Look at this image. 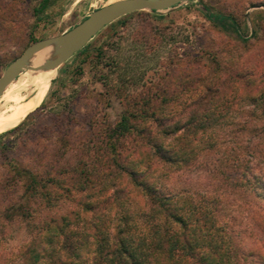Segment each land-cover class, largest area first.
<instances>
[{"label":"rangeland","instance_id":"rangeland-1","mask_svg":"<svg viewBox=\"0 0 264 264\" xmlns=\"http://www.w3.org/2000/svg\"><path fill=\"white\" fill-rule=\"evenodd\" d=\"M39 1L0 0V75L29 44L70 29L112 0H53L38 21L34 7ZM78 52L56 69L32 75L24 70L0 96V134L30 114L20 128L2 137L6 147H0V180L47 146L45 159L32 164L43 175L45 168L39 164L51 160L66 123L80 134L75 146L98 137L110 147L122 146L124 155L138 137L135 132L112 137L108 128L122 113L133 114L130 123L138 128L152 127L157 120L165 127L186 123L194 108L189 103L196 91L189 85L196 73L208 80L231 74L238 66H257L256 74L264 71V0H188L159 11L137 10L107 24ZM225 104L223 115L204 122L206 132L190 136L189 166L162 175L160 181L194 202L202 194L216 197V218L231 230L236 244L248 249L257 247L250 215L256 205L231 184L236 172L228 162L238 156L255 171L264 165V115L260 103L245 93L231 94ZM78 152L69 149L59 163L75 164ZM11 181L13 193L0 202V264H20V248L37 234L45 216L74 206L63 198L48 207L39 198L25 201V177L16 175ZM131 199H121L123 207L140 217L141 201ZM118 202H111V208H121ZM115 217L109 215L105 222Z\"/></svg>","mask_w":264,"mask_h":264},{"label":"trees","instance_id":"trees-1","mask_svg":"<svg viewBox=\"0 0 264 264\" xmlns=\"http://www.w3.org/2000/svg\"><path fill=\"white\" fill-rule=\"evenodd\" d=\"M52 1L40 0L34 7L38 21ZM86 48L87 44L78 53ZM237 68L208 80L198 73L191 77L189 86L196 96L189 103L194 106L189 122L165 127L157 120L152 127L138 128L130 123L133 114L122 113L119 122L108 128L112 137L118 140L133 132L138 137L124 155L122 146L114 143L110 147L98 137H87L82 145L75 146L80 134L66 123L51 160L39 164L47 168L43 175L34 171L32 164L45 159L47 146L27 164L14 165L0 180V202L12 192L11 179L18 175L25 177V201L39 198L48 207L63 198L74 204L45 216L37 234L20 248V264H264V203L255 201L264 199V165L255 171L249 161L238 156L228 162L236 172L231 184L244 190L256 205L250 215L257 230V247L248 249L236 244L231 230L216 218V197L202 194L194 202L189 196L167 190L160 181L162 175L169 177L189 166L190 136L206 132L204 122L223 115L231 94L245 93L258 101L264 115V71L256 74L257 66ZM29 116L2 130L1 148L6 147L2 137L15 132ZM92 139L96 144H91ZM170 140L174 141L164 142ZM69 149L79 151L75 164L59 163ZM130 196L141 201L140 217L132 208L123 207L121 199ZM116 201L121 208H111V202ZM109 215L116 217L106 223Z\"/></svg>","mask_w":264,"mask_h":264},{"label":"water","instance_id":"water-1","mask_svg":"<svg viewBox=\"0 0 264 264\" xmlns=\"http://www.w3.org/2000/svg\"><path fill=\"white\" fill-rule=\"evenodd\" d=\"M186 1L188 0H115L92 10L70 29L29 44L18 57L9 62L0 75V96L24 70L59 67L81 50L98 31L118 17L143 9L152 11L169 9ZM49 46L55 47L56 56L46 59L41 65L31 66L32 56Z\"/></svg>","mask_w":264,"mask_h":264},{"label":"bare ground","instance_id":"bare-ground-1","mask_svg":"<svg viewBox=\"0 0 264 264\" xmlns=\"http://www.w3.org/2000/svg\"><path fill=\"white\" fill-rule=\"evenodd\" d=\"M113 1H115V0H112L111 2H113ZM108 4V3H107ZM56 49H55V47L54 46H49V47H47V48H44V49H42V50H40V51H38V52H36L33 56H32V58L30 59V64H31V66H34L35 64L37 65V63H40V62H42L43 60L45 61L46 59H48V58H52L53 56H56ZM42 64V63H41ZM41 64H39V65H41ZM38 66V65H37ZM46 69H48V68H40V69H37V70H33V69H29L28 70V73L29 74H36V73H38V72H40V71H42V70H46ZM27 72V71H26ZM26 72H23V73H21L13 82H15L21 75H23L24 73H26ZM13 82H11L9 85H8V87L5 89V91L3 92V94L2 95H4L7 91H8V89L10 88V86L12 85V83ZM1 95V96H2ZM5 111V110H4ZM2 116H3V114L2 113H0V120H1V118H2Z\"/></svg>","mask_w":264,"mask_h":264}]
</instances>
